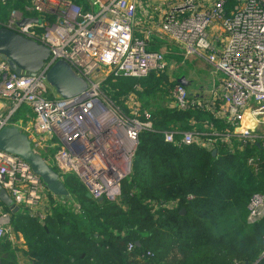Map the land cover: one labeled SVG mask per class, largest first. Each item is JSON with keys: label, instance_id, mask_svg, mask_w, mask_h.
Returning a JSON list of instances; mask_svg holds the SVG:
<instances>
[{"label": "built area", "instance_id": "1", "mask_svg": "<svg viewBox=\"0 0 264 264\" xmlns=\"http://www.w3.org/2000/svg\"><path fill=\"white\" fill-rule=\"evenodd\" d=\"M87 1L88 9L73 0H32L29 9L39 16L12 8L0 22V27L33 39L50 52L34 75L14 72L0 57V98L10 106L7 114H0V130L15 125L12 114L26 104L33 117L21 131L33 150L60 177L73 174L92 198L117 201L122 182L131 174L139 134L151 130L153 123L150 110L136 101L134 92L124 98V110L105 98L100 86L109 75L144 78L161 71L164 58L161 51L148 49L147 36L135 35L138 0ZM146 1L157 2L161 32L187 55L203 58L221 73L218 90L208 99L191 96L184 85L175 84L172 106L208 110L231 127L225 136H236L241 145L252 142L264 148V0ZM24 18L37 21L19 25ZM58 60L66 61L86 81L82 94L53 95L46 73ZM204 127L211 129L210 135H221L212 122L206 121ZM174 133L165 131L164 140L190 144L196 139L208 148L216 143V138L195 137L192 131L182 132L177 141ZM247 164L258 171L254 157ZM0 187L16 209L28 206L31 215L49 191L25 160L2 150ZM75 208L80 210L78 204ZM263 215L264 193H254L247 204V219ZM10 230L11 208L0 200V240ZM132 248L129 243L128 249Z\"/></svg>", "mask_w": 264, "mask_h": 264}, {"label": "trees", "instance_id": "2", "mask_svg": "<svg viewBox=\"0 0 264 264\" xmlns=\"http://www.w3.org/2000/svg\"><path fill=\"white\" fill-rule=\"evenodd\" d=\"M12 1L0 4L8 8ZM73 1L88 9L87 2ZM25 3L30 5L31 0ZM152 44L148 40V49H155ZM152 75H109L100 89L105 98L127 110L123 101L129 93L158 89L150 81ZM141 106L150 110L153 127L139 134L131 174L122 182L117 201L88 198L83 184L65 173L61 178L68 195L60 196L61 202H54L43 218L31 215L25 205L11 209V227L23 234L29 262L264 264V215L247 219L251 195L264 193V148L225 136L231 127L208 110ZM206 121L221 135H210ZM165 131H174L177 141L182 132L192 131L195 137L216 138V143L212 148L196 139L175 144L164 140ZM251 157L258 171L247 164ZM172 200L176 205H166ZM6 237L0 243L7 250ZM1 264L16 263L8 257Z\"/></svg>", "mask_w": 264, "mask_h": 264}, {"label": "water", "instance_id": "3", "mask_svg": "<svg viewBox=\"0 0 264 264\" xmlns=\"http://www.w3.org/2000/svg\"><path fill=\"white\" fill-rule=\"evenodd\" d=\"M36 22L37 18H24L19 25ZM49 49L33 39L26 38L11 29L0 27V57L5 59L11 69L20 74L27 72L36 74L49 59ZM49 85L62 98L74 97L82 94L86 88V81L76 74L72 67L64 60L54 62L46 73ZM178 83L184 85L185 78H180ZM0 150L12 153L25 160L32 171L39 175L49 192L55 196H67L68 191L59 173L34 151L30 140L21 129L15 125L5 126L0 130ZM215 150H213V153ZM6 192L0 187V200L9 208L16 210L12 202L6 200ZM88 198H92L87 193ZM101 200L102 198H98ZM1 264V261H0ZM34 264V263H31Z\"/></svg>", "mask_w": 264, "mask_h": 264}, {"label": "rangeland", "instance_id": "4", "mask_svg": "<svg viewBox=\"0 0 264 264\" xmlns=\"http://www.w3.org/2000/svg\"><path fill=\"white\" fill-rule=\"evenodd\" d=\"M27 1L14 0L11 2L12 6L8 8L0 4V22L5 20L11 8H16L23 13L27 11V14H30L32 11L29 9L30 5L25 3ZM80 1L83 4L84 2L88 3L87 0ZM137 5L139 8L135 16V34L147 36L148 40L152 41L153 48L162 52L164 69L152 72L153 75L150 81L155 82L154 85L157 84L158 89L145 92V94L136 93V101L141 105L146 104L152 109L157 106L170 105L168 91L182 77L187 80L186 87L191 96L199 94L207 99L210 98V94L217 89L216 86H218L221 73L203 58L195 54L187 55L177 42L172 41L166 34L160 31V27L157 24L161 20V12L156 8L158 6L157 2L138 0ZM94 10H97V5L94 6ZM37 14L40 15V12H37ZM50 89L53 91V95H57L53 88ZM5 198L10 203L12 202L7 192Z\"/></svg>", "mask_w": 264, "mask_h": 264}, {"label": "crops", "instance_id": "5", "mask_svg": "<svg viewBox=\"0 0 264 264\" xmlns=\"http://www.w3.org/2000/svg\"><path fill=\"white\" fill-rule=\"evenodd\" d=\"M31 15L39 16L37 14V12H32ZM177 83H178V81H177ZM186 85H187V80L185 79L184 86L186 87ZM216 87H217V89L214 90L210 94L211 96L214 95L215 92L218 90V86H216ZM171 89L172 88H170V90L168 91L169 99H170V105H166L169 107L172 106V97L170 95ZM186 89H187V87H186ZM194 96L203 97V95H199V94H195ZM9 108H10V106H9V103L7 102V100L0 98V114L1 115L7 114V111L9 110ZM32 115L33 114L31 112L30 108L26 104H23L12 114V120H13L14 124L17 125L21 129L26 124H29L31 122V119L33 117ZM44 197L45 198L43 199V201H41L40 204H38L37 206H35L33 208L35 210L34 212H36V213H32V215L36 216V214H37V217L39 219H41L40 215L45 214L48 211L49 207L54 202H56V203L61 202L60 196H55L51 193L45 194ZM27 209H29V207ZM6 238L10 242V247L7 250L3 249L2 245L0 243V261L2 262L3 259H7L8 257H10L11 259L14 260V262L16 264H31V262H29V260L27 259V257L23 253L24 249L26 248L25 244H24L23 234L20 231L13 230L11 227V230L8 232Z\"/></svg>", "mask_w": 264, "mask_h": 264}]
</instances>
